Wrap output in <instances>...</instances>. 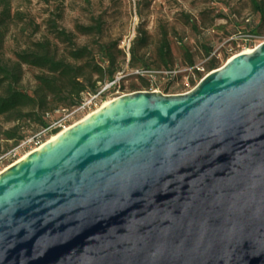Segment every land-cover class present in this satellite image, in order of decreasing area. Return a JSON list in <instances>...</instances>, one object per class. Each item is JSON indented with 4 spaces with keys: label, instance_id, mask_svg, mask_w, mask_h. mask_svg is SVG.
<instances>
[{
    "label": "water",
    "instance_id": "water-1",
    "mask_svg": "<svg viewBox=\"0 0 264 264\" xmlns=\"http://www.w3.org/2000/svg\"><path fill=\"white\" fill-rule=\"evenodd\" d=\"M0 264H264V41L1 171Z\"/></svg>",
    "mask_w": 264,
    "mask_h": 264
},
{
    "label": "rangeland",
    "instance_id": "rangeland-1",
    "mask_svg": "<svg viewBox=\"0 0 264 264\" xmlns=\"http://www.w3.org/2000/svg\"><path fill=\"white\" fill-rule=\"evenodd\" d=\"M184 13L197 21L200 25L198 30H192L183 22ZM0 15L3 18L2 55L5 59H14L17 51L30 46L33 41L43 40L49 42L57 56H65L69 44L56 37V29L62 28L75 33L76 41L87 44L88 50L95 53L98 38L79 35L75 25L99 22L102 26L99 41L108 45L117 59L123 60L120 74H132L120 80L113 90L103 91V102L117 93L147 86H142L140 80L133 77V68L127 66L128 49L138 30L146 38V44L139 48L138 53L144 54L149 62L154 60L161 36L166 33L170 40L171 69L160 66L143 73L148 83L155 81L154 87L163 93L190 90L209 71L206 68L209 59H215V67H219L232 55L264 41V20H260L253 11L251 0H0ZM204 43L211 46L207 56L202 47ZM181 44L193 54L194 67L188 66ZM22 71L21 87L30 92L35 82L34 75L40 70L23 65ZM132 83L138 85V89L130 88ZM62 106L58 104L55 107ZM58 109V112H51V118L64 117L70 110ZM87 113L74 115L66 125ZM10 127L12 135L21 133L26 137L41 130H36L37 125L33 121L5 123L4 117L0 116V152L3 156L0 169L35 147H17L22 140L15 144V138H5L2 131ZM60 128L47 130L46 139Z\"/></svg>",
    "mask_w": 264,
    "mask_h": 264
},
{
    "label": "trees",
    "instance_id": "trees-1",
    "mask_svg": "<svg viewBox=\"0 0 264 264\" xmlns=\"http://www.w3.org/2000/svg\"><path fill=\"white\" fill-rule=\"evenodd\" d=\"M251 5L259 19L264 20L263 1L251 0ZM183 17V22L186 25L192 30H198L200 25L194 18L187 13H184ZM2 19L0 15V116L4 117L5 123L16 122L18 124L21 121L29 120L36 123V130H40L48 124L46 113H51L58 108H71L79 104L84 94L96 93L105 83L113 80L121 72L123 60L117 59L118 56L111 52L110 47L99 41L102 35V26L99 22L75 25L79 35H91L98 38L95 41L97 44L95 53L88 50L87 44L78 43L75 33L62 28L56 29V37L69 44L65 56H57L50 48L49 42L43 40L33 41L30 46L17 51L14 59H5L2 55L4 41ZM139 32L138 30L128 49L127 66L133 68L134 71H149L160 66L170 70L172 59L170 40L167 34L164 33L161 36L154 60L149 62L144 54L138 53L139 48L146 44V38ZM114 46H117V41L114 42ZM181 47L188 66L194 67L193 54L184 44H181ZM202 47L204 54L209 55L211 46L204 43ZM117 50L121 51L118 48ZM23 65L40 70L34 75L35 82L30 92L24 90L20 84ZM215 66L216 60L209 59L206 68L210 70ZM143 73H133V77H137L142 86L148 83ZM196 73L199 72L196 70ZM130 75H124L120 80ZM115 86L110 89L113 90ZM130 88L138 89V85L132 83ZM100 96L102 97V93ZM58 104L63 106L55 107ZM11 128L2 131L5 138H15V144L26 138L21 133L12 135Z\"/></svg>",
    "mask_w": 264,
    "mask_h": 264
},
{
    "label": "built area",
    "instance_id": "built-area-1",
    "mask_svg": "<svg viewBox=\"0 0 264 264\" xmlns=\"http://www.w3.org/2000/svg\"><path fill=\"white\" fill-rule=\"evenodd\" d=\"M257 45V44H256ZM254 45L253 48L256 46ZM143 73L146 71H139V70H135L134 73ZM122 77V75L119 73L117 74L113 80H111L110 82L105 83L96 93L93 94H84L83 98L81 99L80 103L71 107L70 110L67 112V114L64 117H55V118H51V113H46V118L48 120V124L46 127L42 128L40 131L36 132L34 135L30 136V137H26L25 139H23L21 141V143H19V145L17 147H22V148H31L32 146H37L40 143H42L45 139H46V133L47 130H49L50 128L54 127V128H59V127H64L67 123L70 122L71 119H73L74 115L76 114H84L85 112H88L90 110H95L98 107H100V105L103 103L102 98H101V93H103V91L112 88L114 85L118 86V82L120 80V78ZM155 81L151 80L146 87H144L143 89L140 90H147V91H160L159 89L154 87ZM115 91V90H114ZM136 91V90H133ZM132 92V91H130ZM162 92V91H160ZM128 93V92H127ZM163 93V92H162ZM183 93V92H181ZM118 95L124 94V93H117ZM116 95V96H118ZM114 96V97H116ZM113 97V98H114ZM112 99V98H111ZM108 101V100H106ZM64 109V108H63ZM59 109L54 110L55 112H58ZM50 118V119H48ZM15 155V154H13ZM3 156L0 155V159Z\"/></svg>",
    "mask_w": 264,
    "mask_h": 264
},
{
    "label": "bare ground",
    "instance_id": "bare-ground-1",
    "mask_svg": "<svg viewBox=\"0 0 264 264\" xmlns=\"http://www.w3.org/2000/svg\"><path fill=\"white\" fill-rule=\"evenodd\" d=\"M252 49H253V47H252V48L245 49V50H243L242 52H250ZM105 103H107V101H104V102L100 105V107L103 106V105H105ZM98 108H99V107H98ZM98 108H97V109H98ZM95 110H96V109H95ZM95 110L90 111L89 113H87L86 115H84V116L81 117L80 119L74 121L73 123H70L69 125H65L64 127L60 128L58 131H56L55 133H53L50 137H48L47 139H45L42 143H40L39 145H37V146H35V147H33V148H31V149L25 151V152H24L23 154H21L18 158L14 159V160H12L10 163L6 164L4 167H2V168L0 169V172L3 171L4 169L8 168L9 166H11L12 164H14L15 162L19 161L20 159H22V158L25 157L26 155H28V154H29L31 151H33L34 149H36V148H38L39 146L43 145V144H44L46 141H48L49 139H51V138H53V137L59 135V134L62 133L65 129L69 128L71 125H73V124H75L76 122L80 121L81 119L87 117L88 115H90L91 113H93Z\"/></svg>",
    "mask_w": 264,
    "mask_h": 264
}]
</instances>
